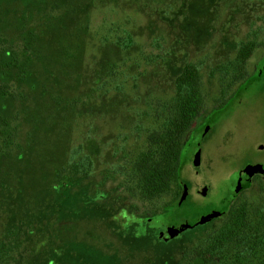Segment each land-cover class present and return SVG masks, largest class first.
<instances>
[{"label": "rangeland", "instance_id": "rangeland-1", "mask_svg": "<svg viewBox=\"0 0 264 264\" xmlns=\"http://www.w3.org/2000/svg\"><path fill=\"white\" fill-rule=\"evenodd\" d=\"M203 6L209 12L196 14ZM24 37L43 56L25 57ZM247 42V79L222 93ZM8 48L26 76L11 67V97L0 100V264H203L148 240L154 233L137 217L164 212L185 186L180 216L224 208L232 180L264 168V0H0V51ZM186 62L198 67L207 100L185 142L207 123L211 133L199 166L196 145L187 149L183 188L144 201L121 166L145 147L148 114L174 96ZM243 203L262 211L264 176L233 209ZM120 209L132 216L121 235Z\"/></svg>", "mask_w": 264, "mask_h": 264}, {"label": "trees", "instance_id": "trees-1", "mask_svg": "<svg viewBox=\"0 0 264 264\" xmlns=\"http://www.w3.org/2000/svg\"><path fill=\"white\" fill-rule=\"evenodd\" d=\"M12 41L17 44V39ZM20 42L24 47L25 57L30 53L37 58L43 56L41 48L32 50L30 38L24 37L23 41L20 38ZM254 46V42L242 44L234 69L221 77L223 89H229L239 83L246 75V63ZM32 61L33 56L30 62ZM3 62L5 66L6 64L9 66L5 67L6 70L4 67L1 68ZM14 66L18 67L17 70H13L15 74L25 80L26 70L19 64V58L9 48L0 51V100L4 101L5 98L11 97L8 85L3 82L8 79L7 75L10 72L7 71H12L11 67ZM201 86L197 66L186 62L176 74L174 96L163 104L161 110L154 111L157 121L147 128L145 147L131 156H126L121 166V173L126 176L130 194L144 201H154L161 199L173 186L183 188L186 184L182 179L181 169L186 163L187 149L196 139L187 143L185 137L205 108L204 91ZM233 198L237 199L232 195L229 200ZM177 203L178 199L174 198L162 209L165 213L175 211ZM137 218L144 221L143 217ZM165 223H169L168 218ZM141 229L147 230L143 227ZM161 231L162 229L152 230L154 234ZM206 233L199 245L195 246L194 253L191 246L189 255L192 259L199 258L203 264H216L213 261L215 258H222V264H257V261L264 259V205L262 211L254 215L246 203L240 204L228 211L227 218L221 226ZM212 233L215 235L211 236ZM212 250H220L222 253L213 254ZM227 257L230 258L228 263L225 261Z\"/></svg>", "mask_w": 264, "mask_h": 264}, {"label": "flooded vegetation", "instance_id": "flooded-vegetation-1", "mask_svg": "<svg viewBox=\"0 0 264 264\" xmlns=\"http://www.w3.org/2000/svg\"><path fill=\"white\" fill-rule=\"evenodd\" d=\"M189 5H190V3L188 4V6ZM196 11H197L196 14H198V15H203L204 13H208L209 12L208 9H207V7H205V6H203L202 9L197 8ZM192 24H194V23H192ZM187 27H188L187 25H183L182 26L183 29H185ZM198 28L201 29L200 26ZM254 50H255V46H254V49H253V51H252V53L250 55V58H251ZM250 58L248 60H250ZM248 60H247V63H248ZM247 63H246V70H247ZM181 69H182V67H181ZM233 69L234 68H232V70ZM178 71L179 70H176V73ZM229 72L230 71H228V73ZM257 72H260V73L264 74V61L260 64ZM245 74L246 75L241 80L247 79V75L248 74L247 73H245ZM199 75L201 76L200 71H199ZM261 78L264 79V76L261 77ZM221 86L223 87V83H221ZM202 90H203V88H202ZM225 90H229V89H226V88L225 89H222V93ZM204 100H205V103H206L207 98H206L205 93H204ZM162 106H163V104H161L159 106H155V108L152 111V113L151 114L150 113L148 114L150 116V118L154 119V122L157 121L155 119L156 117H154V111L161 110L162 109ZM154 122L152 124H154ZM194 123L195 122H193V124ZM205 125H207V126H205L203 128L204 130H205V128H207V127L210 126V123H207ZM147 132L148 131H146V134H147ZM199 135L196 134V136L191 139V140L196 139L194 141L195 143H193L194 146L197 144V140H198ZM190 146H189V148H190ZM117 172H118V169H117ZM84 173H87V172L84 170ZM262 176H264V174H262V173L255 174L252 177V179H251L250 185L247 186V187H243V188H240L239 187V178L238 177L235 180H232L233 181V185H231V189L229 191L231 193V195H230V197H227L225 199V202L227 203L225 205V207L224 208L221 207L219 209H214V210H208L207 212L201 213V215H206V214H209L211 211H219V215L218 216L209 218L206 221H203L201 223H197L199 216H201L200 214H198L196 216H191V217H188V216H180V214L178 213L177 209H175V211L174 210H170L167 213H165V212H159V213H157L156 212V214L153 215V216L143 217L146 220L145 223H147L148 228H150L152 230L153 229H162V231L160 233L154 234V236H152L153 234L150 233L148 235V240L149 239H154L156 242L162 243V245L167 246L166 247V251L168 250L169 253H170V255L175 253L179 257L181 256L184 259H187V261L189 259L192 260V256L189 255V252H190L189 246H192L193 253H194L195 252L194 251L195 250V246L199 245L200 240L207 235L206 232L207 231L214 230L215 227L217 226V225L215 226L213 224L218 219H221L222 220L224 218H227L228 211L230 209L231 210L233 209L232 206L234 205V202H235L236 198H233L232 200H229V198H232V195H235V197H238L239 193H241L243 190H246V189H248L249 187L252 186L253 181H254V179L256 177H262ZM188 194H189V191H188ZM188 194H187L186 199L183 200L182 202H180V199H178V203L180 205H183L186 202V200H187V198L189 196ZM116 203H119V202H116ZM116 214L118 215V218L115 221L114 227H116L115 229H117L116 231L119 234H120V232L121 233H124L123 231H125L127 228L130 227V223L128 222V220L132 219V216H129V215H126V213H123L122 212V209H120L119 211H117ZM167 218L169 220V223H165V220ZM125 220H127V221H125ZM119 226H121V230H120ZM190 233H192V234L189 235ZM124 234H127V233H124ZM214 235H215L214 233L211 234V236H214ZM211 253L218 254V253H222V251H220V250H212ZM169 256H167L165 258L166 259L165 263L168 261ZM195 260H198V261L202 262L201 259H199V258H197V259L195 258ZM213 261L216 264H222L223 259L222 258H215ZM225 261L228 263L230 261V258L227 257V259H225ZM174 264H178V260H176ZM257 264H264V259L262 258L259 262L257 261Z\"/></svg>", "mask_w": 264, "mask_h": 264}, {"label": "water", "instance_id": "water-1", "mask_svg": "<svg viewBox=\"0 0 264 264\" xmlns=\"http://www.w3.org/2000/svg\"><path fill=\"white\" fill-rule=\"evenodd\" d=\"M210 133H211V129L209 127H207L198 137L197 144H196V146L194 148L193 158H192V164L194 166H199L201 164V161H202V146H201V142ZM257 173L264 174V168L261 167L260 165H253V166L249 167L247 170H245L238 177L239 178V187L243 188V187L249 186L250 183H251L252 177L255 174H257ZM187 194H188V189L185 186L184 190H183V193H182V196L180 198V202H182L183 200L186 199ZM201 194L202 195L206 194V188L202 189ZM218 215H219V211H211L209 214L199 216L197 223H201L203 221H206L209 218L216 217Z\"/></svg>", "mask_w": 264, "mask_h": 264}]
</instances>
